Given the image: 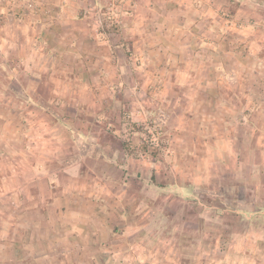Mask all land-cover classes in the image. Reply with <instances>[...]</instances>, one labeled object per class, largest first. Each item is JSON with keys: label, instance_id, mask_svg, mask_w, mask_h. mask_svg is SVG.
Listing matches in <instances>:
<instances>
[{"label": "rangeland", "instance_id": "374dc122", "mask_svg": "<svg viewBox=\"0 0 264 264\" xmlns=\"http://www.w3.org/2000/svg\"><path fill=\"white\" fill-rule=\"evenodd\" d=\"M16 7L21 20L6 29L26 42L19 60L31 54L28 33L79 73L89 54L80 32L104 30L119 47H95L115 58L102 80L114 89L91 104L49 92L27 60L8 82L0 75V264H264V106L246 107L264 100V77L251 91L226 81L264 72V0H0ZM192 18L193 35L182 27ZM241 113L252 124L240 128ZM225 128L239 137L234 150ZM71 206L96 215L83 251L65 250Z\"/></svg>", "mask_w": 264, "mask_h": 264}, {"label": "crops", "instance_id": "0c3cea01", "mask_svg": "<svg viewBox=\"0 0 264 264\" xmlns=\"http://www.w3.org/2000/svg\"><path fill=\"white\" fill-rule=\"evenodd\" d=\"M16 8H17L16 15L12 14L14 12L13 8L11 9L0 8V13H1L0 25L4 26L5 28V33H0V75H2L4 80H6L5 82H8L9 79L13 78V74H15L14 67L16 65L20 66L18 61L25 62V60H27L26 68H29L28 70L31 69L32 71L34 70L36 72L35 75L32 76V80H36L37 82H39L41 78L43 79V78H46L45 76H47L49 79V82L48 81L46 82V85L48 86L47 90L51 93H54L55 95L60 94V95L66 96L69 94L68 96L69 98H71L70 96L72 93H77L79 102L91 104L97 100H100L99 93L102 92L104 88H107L108 90L114 89V85L104 84V81H102L104 79V69L103 68L105 65H109L110 60H112L114 64V61H115L114 56L111 53L110 55L102 56L103 59H101V57H99L98 52L93 53L95 50V47H97V44H107L108 48L119 47V44L117 42L112 43V44L109 43L111 41V37L109 33H106L104 30H96V32H93V31L90 32L89 29H86L80 32V40L81 38L86 40V45H87L86 53H89L90 55L86 54V56H88V60L85 61V64L82 66V70H79L80 71L79 73L78 70L73 69L72 63L70 62L71 59L69 57L65 55L61 56L62 54L59 55L58 57V54H56L55 51L51 49H45L44 52H41L42 47L37 45V42H33L32 33H28V35H25L26 34L25 29H21L19 31L18 27H15L13 30H16L15 32L17 34L21 33L25 35L26 37H29L30 39V43H28V45H30L31 54L27 56V59L19 60L18 57L21 55L14 56L13 52L16 49H18L19 45L22 46V50H23V48L26 47V42H23V39L21 41L22 43L15 42L14 39H12V36L14 34L13 32H11L12 29H6L10 24H13V23L18 24L19 20H21L19 13L21 12V10L23 11V9L19 7H16ZM12 16H13V19H12ZM102 18L103 17H101L100 15V18L96 20L99 26L102 25L103 23ZM182 22H184L182 27H184L187 30V32L191 33V30L194 32V27L192 25H196L198 21L197 19L192 18L191 22L184 21V19H182ZM46 32L49 33V30H46ZM133 32L134 33L130 34L129 39H132L131 41L132 44H137V42L142 38L140 34L141 31L134 30ZM104 33L106 34L104 35ZM191 34L193 35V33ZM97 38L99 40H97ZM119 43L121 44L122 41L120 40ZM180 43L185 44L186 46H191V47L197 44L196 41L191 42V40H188L187 38H183L182 40H180ZM160 46L162 49L161 51L162 59H164L167 54L166 44L165 45L161 44ZM91 53H93L94 56H91ZM60 56L62 58L61 60H60ZM95 56H98V58ZM246 56L249 57L250 54L247 53ZM180 57L181 56H179L178 58L180 59ZM191 58H194V54H192ZM76 66H78V64H76ZM113 67L117 68V65ZM215 70H217V68ZM179 72L183 73V75L186 74V75L192 76L194 75V67H192V69L183 67L180 69ZM236 73L237 72H235V74ZM41 74H44L45 76L42 77ZM217 74L219 77V73ZM235 74H233L232 72L227 74L228 76H227L226 81L228 82V85L232 90L242 89L244 91H251V89H256V88H257L256 90H259L260 79H258V77H264V72L262 70H259L258 68H255L252 70L249 68L242 69L240 71V74L238 75L241 78V81L238 84V82H234V80H232V77H234L233 75ZM235 76H237V74ZM253 76L257 77L256 84H253L250 82V78ZM92 80L94 81L93 83L91 82ZM206 87H208L207 90L212 93L216 92L219 89L217 83L206 85L204 88ZM1 89L2 91L3 89L7 90V87L3 85V86H0V90ZM81 93H85L84 99ZM64 100L68 101L66 98ZM32 103L37 105L38 108L40 109H45V106L47 104L46 101L42 102L41 97L40 99L38 97V99L33 100ZM216 104H217V100H216ZM248 106L262 109V107L264 106V100L262 101V99L259 98L258 101L256 102L254 101V102L246 103V107ZM246 114L250 115V113L248 112H246ZM228 118L229 117H227V121L224 118V122L228 123V121H230L228 120ZM236 122L241 124L240 128L242 127V125L244 127L246 125L252 124V121H248V119L245 118V115L243 113H241V116H239V118L236 119ZM261 123L264 124L263 121H261ZM225 129L226 130L224 134V139L226 140V142H228V145H230V147L228 148L230 149L232 148V150H234L235 142L236 140H238L239 137H237L236 135L232 133L234 130L231 131V129H228V128H225ZM263 131L264 130L260 131L261 134H264ZM222 138H223L222 136H218V138L216 139V144L218 143V140ZM260 150L263 152L264 148ZM90 204H94V203L90 202ZM69 209L71 211H66L65 214H63L64 216L63 225H65V228H64L65 231L63 234L66 236H69L70 238V241H67L68 244L66 243L67 246L65 247V250L68 252L70 251L73 252L74 250L83 251L82 241L84 239L83 238L84 232L88 231L87 228L89 226L90 220H93V221L97 220L95 218L96 215L90 216L89 213H85L83 211L81 206L75 207V208L71 206ZM97 230L99 231L98 228H96V231ZM112 233L115 234L116 232H113V229H112Z\"/></svg>", "mask_w": 264, "mask_h": 264}]
</instances>
